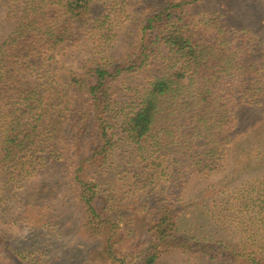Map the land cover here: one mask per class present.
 Listing matches in <instances>:
<instances>
[{
    "label": "rangeland",
    "instance_id": "obj_1",
    "mask_svg": "<svg viewBox=\"0 0 264 264\" xmlns=\"http://www.w3.org/2000/svg\"><path fill=\"white\" fill-rule=\"evenodd\" d=\"M92 3L90 15L74 25L76 35L55 53L60 75L65 69L83 71L96 60L136 57L145 1ZM186 21L226 56L216 60L227 70L217 73L216 86L233 89L227 100L236 119L223 126L227 141L221 140L216 151L208 141L181 137L177 146L152 149L143 161L138 150L132 158L125 150L115 152L110 165H103L109 169L98 187L100 204L114 219L115 235L107 242L108 235L90 237L80 228L72 172L80 148L89 141L79 135L78 147L76 142L69 144L71 127L62 124L58 144L42 151L44 163L25 176L21 188L12 184L2 190L0 264H117L105 253L107 244L114 242L116 256L127 264H140L141 236L152 234L150 218L163 205L170 206L174 234L188 241L165 245L157 264H234L235 252L250 250L264 257V220L258 221L264 216V0H201L190 9ZM138 77L145 81V72L119 80L120 86L130 88L122 93H134ZM65 94L69 108L80 103L72 90ZM209 149L214 151L207 153ZM133 173L140 181L153 177L141 187ZM254 197L262 202L254 200L238 212L240 202ZM233 214L237 221L255 215L251 229H259L258 234L244 247L239 244L246 241L245 235ZM204 245L210 248L203 250Z\"/></svg>",
    "mask_w": 264,
    "mask_h": 264
},
{
    "label": "trees",
    "instance_id": "obj_2",
    "mask_svg": "<svg viewBox=\"0 0 264 264\" xmlns=\"http://www.w3.org/2000/svg\"><path fill=\"white\" fill-rule=\"evenodd\" d=\"M93 1L0 0V206L3 188L12 184L21 188L25 176L46 160L42 151L58 144L61 125L67 124L72 131L69 144L76 142L78 147L79 135L89 141L80 148L72 172L80 228L90 237L108 235V242L115 235L114 219L101 206L98 187L109 169L103 165H110L115 152L125 150L132 158L138 150L143 161L152 149L164 151L186 136L194 137L193 142L208 141L217 151L221 140L227 139L224 124L236 118L227 100L233 89L216 86L217 73H227L216 60L226 56L186 21L190 9L201 0H143L136 57L96 60L83 71L65 69L60 75L55 53L76 35L74 25L90 15ZM143 71L146 80L138 77L135 92L122 93L129 87L120 86L119 80ZM65 89L80 97L73 108L66 106ZM133 176L142 187L150 184L153 174L145 181ZM254 200L262 202L249 198L239 203L238 212ZM160 209L150 218L152 234L141 236L140 264H157L165 245L188 241L174 234L170 206ZM229 216L242 227L246 241L239 245L246 246L258 234L259 229H251L255 215L238 221L235 214ZM263 220L264 216L258 218ZM115 244H107L105 253L117 264H127L112 251ZM233 256L234 264H264V257L253 250Z\"/></svg>",
    "mask_w": 264,
    "mask_h": 264
}]
</instances>
